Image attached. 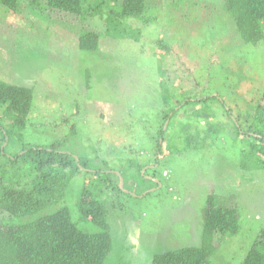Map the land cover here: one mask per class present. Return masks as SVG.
<instances>
[{
	"label": "rangeland",
	"instance_id": "374dc122",
	"mask_svg": "<svg viewBox=\"0 0 264 264\" xmlns=\"http://www.w3.org/2000/svg\"><path fill=\"white\" fill-rule=\"evenodd\" d=\"M151 1L158 5L150 14L163 17L144 27L141 41L104 39L99 54L78 46L84 29L105 31L99 18L79 25L64 15L31 8L24 0L19 12L0 5V80L35 91L23 143L48 146L66 137L65 150L87 165L73 179L65 202L81 230L99 231L94 224L79 220L77 202L84 186L100 179L119 180L120 189L115 187L106 196L114 238L106 264H151L157 254L200 246L202 210L209 195L218 196L220 204L239 212L238 233L219 239L210 260L213 264H243L264 231V169L243 170L242 145L230 135H221L212 144L208 130L200 137L210 142L199 149L180 146L170 152L165 144L159 154L155 139L161 117L157 113L163 108L162 79L172 89H180L186 83L183 71L190 75L188 65L196 68L195 72L209 68L215 76L217 71L202 64L212 55L221 71L239 78L240 88L234 93L231 84L223 87L218 80L213 87L221 89H211L220 95L231 92L232 97L227 99L224 94L223 100L234 116H243L264 91V44L246 45L238 40L219 2L177 0L179 6L190 5L185 14L177 10V1ZM173 13L176 28L166 24ZM215 30L223 35L221 42L214 40L213 49L205 34ZM164 37L176 51L169 63L166 61L170 64L166 78L159 66L160 60L167 58L156 45ZM201 42L207 48L200 46ZM220 106L215 103V109ZM185 119L179 115L165 128L178 130ZM200 126L207 128L208 123ZM11 146L4 144L0 159H5V154L14 156L17 151L13 150L21 148ZM100 168L105 172L101 178L95 175Z\"/></svg>",
	"mask_w": 264,
	"mask_h": 264
},
{
	"label": "trees",
	"instance_id": "16d2710c",
	"mask_svg": "<svg viewBox=\"0 0 264 264\" xmlns=\"http://www.w3.org/2000/svg\"><path fill=\"white\" fill-rule=\"evenodd\" d=\"M21 1L0 0V5L8 11L19 12ZM24 1L31 8L64 15L79 25H84L90 19L103 20L105 31L84 29L78 39L79 49L93 54H99L104 39L121 43L125 40L140 42L144 27L156 22L158 17H163V14H150L158 4L154 1L150 4L149 0H45L44 4L41 0ZM176 1L173 0V3ZM213 2L222 5L238 40L246 45L264 44V0ZM179 4L181 1L176 3L177 10L187 14L190 5L187 7L186 4ZM194 5L199 7L200 2ZM45 18L51 19L50 16ZM176 20L174 14L170 19L167 18L166 24L176 28ZM224 29L227 33V28ZM217 32L215 30L205 34L208 39L203 36L213 49L214 40H219L223 35ZM203 43L200 46L207 48ZM156 45L159 53H163L160 55L167 58H162L159 66L162 77L166 78L170 66L168 58L176 55V51L165 37ZM178 58L183 61L182 57ZM205 59L202 64L217 71L215 76L211 75L209 68H199L200 71L195 72L196 68L188 65L190 75L183 71L186 83L180 85V89H172L167 80L162 79L160 93L163 108L157 113L161 119L155 139L156 151L161 154L165 144L170 152L178 151L180 146L199 149L206 141L210 142L200 137L201 133L208 130L212 144L221 135H230L233 141L242 145L240 153L243 170L256 166L264 169V91L246 114L234 116L232 109L223 100L224 94L227 99L232 97L231 92L220 95L211 88L221 80L223 87L231 84L230 89L233 87L236 93L240 88L239 78L233 73L221 71L212 62V55ZM215 89L220 90L221 87ZM34 94L32 87L0 80V151L7 142L8 146L11 143L12 146H21L13 150L17 151L14 156L7 157L5 154V159H0V264H106L114 246L106 196L115 187L120 189L119 180L112 182L110 179H100L90 186L89 183L84 186L77 202L79 220L94 224L99 231L90 233L81 230L73 221L71 210L65 202L73 179L87 165H82L80 158L77 162L65 150L68 146L66 137L48 146L32 147L23 143ZM215 103L222 106L215 109ZM179 115L180 118H186L185 124L182 125L180 121V128H172V132L169 127L165 128L167 122L176 121ZM202 122L208 123L207 128L200 126ZM4 153L5 150H2L0 156ZM95 173L96 177L101 178V173L105 172L100 168ZM47 210L48 213L42 214ZM202 212L201 245L157 254L151 264H213L210 259L217 251L219 244L216 242L224 236L238 233L239 212L236 208L220 204L216 195L208 196ZM243 264H264V231L254 241Z\"/></svg>",
	"mask_w": 264,
	"mask_h": 264
}]
</instances>
